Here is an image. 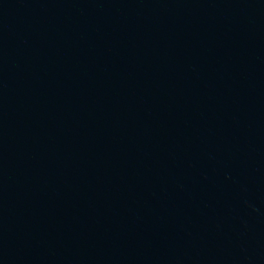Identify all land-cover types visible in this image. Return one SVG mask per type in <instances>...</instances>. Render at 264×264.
Returning <instances> with one entry per match:
<instances>
[{"label":"water","instance_id":"1","mask_svg":"<svg viewBox=\"0 0 264 264\" xmlns=\"http://www.w3.org/2000/svg\"><path fill=\"white\" fill-rule=\"evenodd\" d=\"M0 264H264V0H0Z\"/></svg>","mask_w":264,"mask_h":264}]
</instances>
